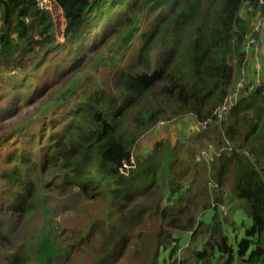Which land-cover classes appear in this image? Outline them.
I'll return each mask as SVG.
<instances>
[{
	"label": "trees",
	"instance_id": "obj_1",
	"mask_svg": "<svg viewBox=\"0 0 264 264\" xmlns=\"http://www.w3.org/2000/svg\"><path fill=\"white\" fill-rule=\"evenodd\" d=\"M47 1L61 10V43L43 0H0V69L40 72L45 78L29 103L47 97L13 125L6 120L19 112L0 106V264H49L68 257L71 246L58 241L57 230H48L54 207L46 191L52 184L69 185L84 200L107 197L118 210L133 203L139 209L151 200L161 225L150 264H156L160 247L168 250L161 264H188L184 257L171 260L178 247L171 245L172 230L190 231L193 264H264L262 78L261 86L240 85L224 130L235 148L219 153L214 163H195L185 140L156 141L143 156L133 152L158 122L191 115L203 133L199 123L209 118L217 125L215 111L246 64L245 42L249 36L260 40L261 28L256 31L251 23L255 18L264 23V1ZM132 152L135 167L124 175L120 163ZM207 178L217 185L230 178L235 209L249 218L233 244L218 209L212 208L216 212L207 222L196 220L190 209L198 189L209 195ZM36 208L49 222L25 250L3 253L15 222L27 220ZM228 225L239 233L235 221ZM101 249L96 262L122 255L128 240L110 239Z\"/></svg>",
	"mask_w": 264,
	"mask_h": 264
},
{
	"label": "rangeland",
	"instance_id": "obj_2",
	"mask_svg": "<svg viewBox=\"0 0 264 264\" xmlns=\"http://www.w3.org/2000/svg\"><path fill=\"white\" fill-rule=\"evenodd\" d=\"M41 5L48 9L53 15L57 32V41L61 43L63 40L62 31L64 27V19L61 15V10L53 1L42 2ZM240 13L243 17L245 16L243 10H241ZM256 19L257 18L252 21L251 27L256 26V22H254ZM141 41L142 40H139L137 42L136 48ZM245 45H247V42H245ZM252 48L261 56V47L258 41ZM62 56L63 53H59L57 58ZM52 61L53 58L45 62V64L49 65ZM242 70L236 73L232 88L227 95V101L230 107L234 104L235 98H238L237 93L240 87L251 81L248 80L246 72ZM262 72H264V70H262ZM34 73L35 74H31L30 68L24 70L15 68L12 71L0 69V97L2 98L0 106L6 107L9 105L11 107V105H13L14 112H19V114L13 118L9 116L11 113L7 115L9 116L8 120H6L8 125L16 124L28 114L33 113L39 107L40 102L43 99H47V97L44 98L45 96L38 98V95L35 97L38 98L36 103H29L30 99L28 98L32 95L36 87L41 85L45 78V76L38 71ZM258 75L256 81L257 84L258 81L261 84V78L264 80V74L262 73L260 75L258 73ZM226 116L227 114L222 117V119L218 120L217 125L212 124L207 127L205 130L206 133L198 130L199 126L195 123V126L193 124L191 127L192 130L187 133L178 131L176 134H173L169 140L173 144H176L177 141L185 140L187 142L185 148H188V145L190 146V153L195 163L200 164L204 162L208 164L210 161L214 163L218 158L216 157L218 156L217 153H221L225 150L230 151L232 148H235L234 144L224 138L227 120ZM222 139L224 140V144L220 146L218 144L219 141L223 142ZM145 145L144 150H146V153H148V150H152L153 144L148 145V143L145 142ZM5 151L6 148H3V152ZM8 151H13V148ZM203 152H205L207 156H211L212 159L204 160L205 158L201 156ZM182 156L185 158L186 155L182 154ZM2 161L4 160L1 159V164H4ZM209 179L215 181L213 178H207L205 181L209 195H204L203 190L201 188L198 189L196 191L195 201H191L192 203L189 204L190 209L194 211L196 220H203L206 222L209 221L210 216L216 212L215 209L212 208L218 209L217 214L223 217L224 229L229 237V241L233 244V238H238L243 231V228L239 229L238 227H240L242 223L248 226L250 224L249 218L242 209H235V202L232 201L234 196L232 195L230 178H226L221 185L213 184V181H208ZM183 184L190 187L189 183L184 182ZM46 192L47 203L54 207L52 222L50 223L47 220V216L39 208H36L27 220L21 223L15 222L14 234L12 235L13 239L8 241L6 246L2 248L3 253L18 249L25 250L27 244L32 242L35 233L40 234L41 227L44 228L46 222H49L48 230L52 233L54 230L58 231V241L63 243L66 242V244L71 246L70 253L63 262H61L60 255L58 260L50 261L49 264H150V255L155 249V238L159 226L161 225L160 218L154 214V207L151 200L148 201L149 203L144 207L142 206L139 209L135 208L137 203H133L130 206L128 205L127 208L118 210L117 207L110 204L107 197H100L95 200H84L78 195L77 191L69 185L52 184V186L47 188ZM158 193L161 195V191ZM167 193L168 190H165L164 195ZM215 197L219 198L217 204L214 201ZM201 202H205L210 208L203 209L199 205ZM166 203L167 200H165L164 197L161 204L162 206H166ZM143 209L146 211L144 214H141L140 211ZM15 219L17 220V215L14 217V220ZM232 221H235L239 233H236L228 225V223L230 224ZM172 235L174 240L171 242V245L178 244V247H176V254L171 257V260L184 257L188 259V264H193V260L190 257L191 249H189L190 231L172 230ZM122 236L126 237L128 240L127 251L120 256L96 262V256L102 253L101 247H106L110 239H117ZM78 242L81 243L78 244L77 247H73V243L77 244ZM196 246L200 248L199 242L196 243ZM167 255L168 250L160 247L156 264H161L163 259L167 258ZM0 261H2L1 255Z\"/></svg>",
	"mask_w": 264,
	"mask_h": 264
},
{
	"label": "crops",
	"instance_id": "obj_3",
	"mask_svg": "<svg viewBox=\"0 0 264 264\" xmlns=\"http://www.w3.org/2000/svg\"><path fill=\"white\" fill-rule=\"evenodd\" d=\"M246 51L248 56L245 67L242 71L246 72L248 80L255 81L257 79L256 77L259 76L258 73L260 75L262 73L264 74V72H262V70H264V58L261 57L254 48L253 50L246 49ZM195 123L196 121L191 115H185L183 118L174 122L158 123L152 130L146 133L137 142V146L134 148V152L138 155H147L150 153V150L147 149L148 153H146V150H144V147L146 146L145 142H147L148 145L153 144L154 146L156 141L169 139L173 134H176L178 131L187 133L188 131L192 130L191 127L193 124L195 126Z\"/></svg>",
	"mask_w": 264,
	"mask_h": 264
},
{
	"label": "built area",
	"instance_id": "obj_4",
	"mask_svg": "<svg viewBox=\"0 0 264 264\" xmlns=\"http://www.w3.org/2000/svg\"><path fill=\"white\" fill-rule=\"evenodd\" d=\"M46 1L47 0H43V2H46ZM254 22H256V26L253 27V29L258 31L261 28L263 21H262V19H258V20L256 19ZM256 43H257L256 38L249 36L247 39V45L245 47H246V49H250L252 46H255ZM254 84H255L254 87L261 86L259 81L257 84L256 80H255ZM262 93L264 94V85L262 87ZM229 108H230V104H228V101L226 100V103L221 108H219L218 110L215 111V114H217V117L219 118V120L222 119V117H224L227 114ZM210 122H211V120L208 118L204 122H201L199 124H200L202 129H206L210 125ZM218 154L219 153H217V155ZM201 156L203 158H205L204 160H207V159L211 160L212 159V157L207 156V154L205 152H203V154ZM135 164H136L135 155L131 154L128 159H124L121 161L119 170L122 174L126 175L130 169H133L135 167Z\"/></svg>",
	"mask_w": 264,
	"mask_h": 264
},
{
	"label": "water",
	"instance_id": "obj_5",
	"mask_svg": "<svg viewBox=\"0 0 264 264\" xmlns=\"http://www.w3.org/2000/svg\"><path fill=\"white\" fill-rule=\"evenodd\" d=\"M259 44H260V53L264 57V23L260 30V38H259Z\"/></svg>",
	"mask_w": 264,
	"mask_h": 264
},
{
	"label": "clouds",
	"instance_id": "obj_6",
	"mask_svg": "<svg viewBox=\"0 0 264 264\" xmlns=\"http://www.w3.org/2000/svg\"><path fill=\"white\" fill-rule=\"evenodd\" d=\"M262 25H263V23H262ZM253 27V26H252ZM262 27V26H261ZM250 49H252L253 50V48L251 47ZM255 83V81H252V84H253V86L255 85L254 84ZM262 91V90H261ZM262 95H264L263 93H262ZM158 123H161V122H158Z\"/></svg>",
	"mask_w": 264,
	"mask_h": 264
}]
</instances>
